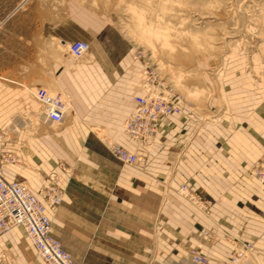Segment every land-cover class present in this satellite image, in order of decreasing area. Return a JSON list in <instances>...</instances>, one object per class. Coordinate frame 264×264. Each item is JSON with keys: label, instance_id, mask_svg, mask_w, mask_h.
Listing matches in <instances>:
<instances>
[{"label": "crops", "instance_id": "crops-1", "mask_svg": "<svg viewBox=\"0 0 264 264\" xmlns=\"http://www.w3.org/2000/svg\"><path fill=\"white\" fill-rule=\"evenodd\" d=\"M80 6L47 8L28 53L0 56V149L14 157L4 177L34 191L57 179L64 193L48 215L78 264H192V247L208 264H230L231 234L253 243L245 264H264V184L249 175L264 153L263 77L231 72L203 104L182 96L152 143H137L123 123L145 92L142 68L100 52L102 19ZM77 39L94 51L74 58ZM39 86L69 96L61 123L46 121L27 90ZM113 140L140 160L120 162L107 147ZM184 183L210 201L209 215L179 191ZM0 264L44 263L14 227L0 235Z\"/></svg>", "mask_w": 264, "mask_h": 264}, {"label": "rangeland", "instance_id": "rangeland-1", "mask_svg": "<svg viewBox=\"0 0 264 264\" xmlns=\"http://www.w3.org/2000/svg\"><path fill=\"white\" fill-rule=\"evenodd\" d=\"M74 3L101 17L100 52L112 61H136L144 81L150 76L156 85L171 86L180 102L183 96L203 104L219 88L221 77L231 72L263 77L258 65L264 61V0H0V47L9 44L0 48V56L28 53L26 42L37 37L39 14L47 8L58 13ZM60 93L70 103L69 96ZM231 239L227 236L230 264H245L253 243L246 241L250 248L234 263L236 245Z\"/></svg>", "mask_w": 264, "mask_h": 264}, {"label": "built area", "instance_id": "built-area-1", "mask_svg": "<svg viewBox=\"0 0 264 264\" xmlns=\"http://www.w3.org/2000/svg\"><path fill=\"white\" fill-rule=\"evenodd\" d=\"M90 49L88 41L74 40L69 52L75 58L82 57ZM264 79V71H263ZM148 76L143 82L145 92L134 97V111L123 123V131L134 141L150 145L157 134L163 119L180 112L182 105L179 95L171 86L156 85ZM27 90L41 103L46 121L61 123L67 115L70 103L60 92H50L45 87H27ZM2 138V135H0ZM114 157L122 163L135 164L140 160L137 152H132L113 140L107 145ZM10 152L0 149V235L14 227L22 228L36 249L44 264H78L70 252L53 234V224L48 215V207L54 209L62 201L64 190L55 177L41 186L38 191L32 190L20 181H10L4 177L3 165L12 162ZM250 177L264 184V153L258 163L249 171ZM179 191L189 197L198 208L209 215L210 201L193 192L187 183ZM236 249L232 262L241 261L251 243L232 235ZM193 264H208L209 258L197 248L188 253Z\"/></svg>", "mask_w": 264, "mask_h": 264}, {"label": "bare ground", "instance_id": "bare-ground-1", "mask_svg": "<svg viewBox=\"0 0 264 264\" xmlns=\"http://www.w3.org/2000/svg\"><path fill=\"white\" fill-rule=\"evenodd\" d=\"M74 57V56H73ZM134 111V110H133ZM178 113V112H177ZM124 130V129H123ZM136 142V141H135ZM111 143V142H110ZM110 151V150H109ZM121 162V161H120ZM123 164H127V163H123ZM136 164V163H135ZM130 165H134V164H130ZM51 219V218H50ZM8 232V231H7ZM247 251V250H246ZM247 253V252H245Z\"/></svg>", "mask_w": 264, "mask_h": 264}]
</instances>
